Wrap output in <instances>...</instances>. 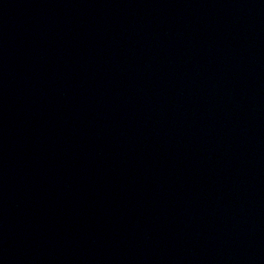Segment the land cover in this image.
<instances>
[{
    "label": "water",
    "instance_id": "water-1",
    "mask_svg": "<svg viewBox=\"0 0 264 264\" xmlns=\"http://www.w3.org/2000/svg\"><path fill=\"white\" fill-rule=\"evenodd\" d=\"M0 264H264V0H0Z\"/></svg>",
    "mask_w": 264,
    "mask_h": 264
}]
</instances>
